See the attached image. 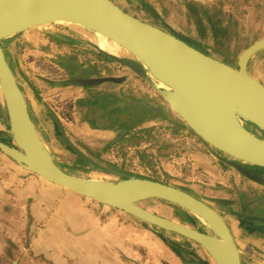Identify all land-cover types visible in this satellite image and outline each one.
<instances>
[{"label":"water","instance_id":"water-1","mask_svg":"<svg viewBox=\"0 0 264 264\" xmlns=\"http://www.w3.org/2000/svg\"><path fill=\"white\" fill-rule=\"evenodd\" d=\"M61 25L103 34L128 54L132 59L106 53L115 63L141 78L151 74L172 94L166 100L186 128L231 159L230 167L258 185H264V178L242 165L264 169V140L245 125L254 126L264 135V84L249 71L252 59L264 51V39L254 41L238 56L237 65H232L209 56L198 43L128 13L113 0H0V70L11 86L4 98L8 136L0 138V152L24 171L51 185L199 245L216 264H243L240 249L224 217L188 192L144 178L128 181L118 175L124 181H97L74 176L62 170L48 154L8 54L40 30ZM70 82L89 88L118 80L72 79ZM53 120L59 142L86 164L113 174L76 148L60 120L55 116ZM119 121L129 122L130 116ZM150 200L173 203L189 211L202 219L210 232L150 212L142 205ZM213 202L226 203L221 199ZM244 220L264 223V219L257 217Z\"/></svg>","mask_w":264,"mask_h":264},{"label":"rangeland","instance_id":"rangeland-1","mask_svg":"<svg viewBox=\"0 0 264 264\" xmlns=\"http://www.w3.org/2000/svg\"><path fill=\"white\" fill-rule=\"evenodd\" d=\"M113 1L130 14L147 23L168 31L180 32L181 35L189 39L194 40V38L200 37V34L203 35L202 37L206 35V37H208L204 38L206 39V45L212 48V54L215 56L224 54L228 56L229 59L233 57L235 59V57L245 50L244 47L250 45L252 41L264 39V0ZM153 13H155L158 18H155ZM213 29L220 30V32L227 30L231 38L222 37L219 34L212 35ZM51 33L52 32H43V30L39 31L32 35L31 39L28 37L29 39L22 40L18 47L8 54L12 68L17 73V77H19L22 89L32 98V120L40 131V137L48 154L62 170L74 176L97 181H120L116 176L108 175L86 164L78 158L72 149L59 142L57 138V128L51 121L38 124L39 122H37L36 119L38 115L42 114V110L38 107L37 100L40 99L44 102L45 99L46 103H49L50 100V98L44 97V94L49 91L50 87L48 84L41 82L40 77H44L48 80H58L57 82H59V78L62 76V72L59 70L61 61H63L61 60V56H64L66 58H74V61L76 63L79 62L82 67L89 64L90 66H100L102 70L104 68V70L100 72L101 77L123 78V83H126V85L122 87L123 91L135 97L147 94L149 82L156 84L160 88L161 84L151 74L148 75V82H146L145 79L132 73L127 68L118 65L114 61L109 64L100 61V58L96 54L99 50L94 47L96 44L92 43L91 39L89 40V38L95 39L97 37V34L93 32L80 30L66 33L62 29L57 28V30L53 32V35ZM120 51V55L116 57L121 59H132L124 51ZM57 67H59V69ZM105 71H107L108 74H106ZM249 71L252 73L250 68ZM164 89L166 90V88ZM42 94L43 98L41 97ZM4 98V91L0 86V100L5 106ZM94 102H90L91 107L93 106L91 116H96V105ZM5 110H2L0 107L1 139H6L8 136V120L6 114H3ZM133 112L134 108L132 109L129 107V109L126 110V114L128 115H132ZM94 121L99 123L96 118ZM132 124L133 123L130 121L126 123L119 121L115 125L120 128H122V126L127 127L124 131L127 132L130 130L129 128H131V126H134ZM82 125L83 124L78 123L76 129L72 128V125L68 127L63 125V127L72 144L105 170L121 174L128 179V181L131 180V178H144L162 182L188 192L198 200H201L210 207L223 213L227 218L229 217L230 225L238 238L241 250H245L243 251L246 256L245 260L249 261L248 258L252 256L248 250H251V252L254 251L255 254L261 253L259 248L264 247V235L254 231L252 226L246 223H240L237 218L232 216L239 215L240 212H242L241 203L243 205L244 202H251V205H253L255 204L253 203L255 200L257 201L262 198L260 195L264 192V187L250 181L245 182V179L234 168L221 166V164L218 163L219 160L217 156L224 160L227 159L205 144L195 134L189 131L185 136V140H183V138H170V132H166L164 129H157V132L154 134L156 139L154 140V147L153 142H151L150 145L142 144V146L140 144L141 146L138 149L145 154L138 155L136 154V149L132 147V141H130L132 137H125V133L121 134L120 138L118 137L119 140L117 139V142L109 144L111 140H114L112 137H99L93 132L88 136L84 131H81V129H77ZM247 126L252 133L264 140L263 133L257 128L249 124ZM141 127L147 129L152 127V123H146ZM157 127L160 126L157 125ZM137 130V127L132 129V131ZM146 139L147 138L144 137L145 142H147ZM166 140H168V142ZM141 148L146 149L142 151ZM22 173L29 177L36 178V180H40L39 185H36V182H28V179L22 176V192H26L28 200L25 206L24 204L22 205V211L25 213L27 210L29 213H34L35 210H42V207L41 209L39 208L41 206L40 204H35L34 197H38L39 194L54 195L55 193L49 194L43 192V190H48L49 186L52 185L23 169ZM57 189L59 196L62 194L75 196V225L78 228L82 226V222L78 224V221L81 219L83 211L86 212L87 209L91 212L90 218L92 226L98 222V216H100L98 211L100 210L120 213L117 210L92 202L60 187H57ZM35 190L40 193L37 192L34 194ZM22 197H24V193H22ZM213 199L227 200L233 202V205H218L212 202ZM81 202H84L85 208ZM53 205L55 206V204ZM65 205L66 203L64 205L62 204V206L59 204L57 209L63 210L65 209ZM142 205L145 209L158 216L165 217L204 232H210L202 219L183 208L178 209L176 207L177 205L173 203L161 200H150ZM122 215L128 220H126L127 225L138 227L137 230H139V234L137 237L141 241L140 244L145 243L149 246L148 248L137 247L134 252V257L136 258L135 264H216L208 253L199 245L178 235L146 225L124 213ZM107 222L108 220L104 219L101 225H105ZM28 224H30V227H28L27 234L31 239L28 243L25 241V238H22V241H25L22 242V246L27 244L28 249H34L40 227H36L29 222L26 223V226ZM97 226L100 225L97 224ZM24 227L25 226H23V228ZM127 227L129 226H125L124 228L132 230ZM75 242V244H82L81 237L75 238ZM39 244L40 243H38V245ZM54 244H56V242ZM155 244L164 245L166 247L165 251L151 249V247H155ZM42 245L44 255H49V250L45 248L44 244ZM29 252H32L34 255L32 250ZM55 254L59 257V262L56 260V264L86 263V260L82 257L81 250H74L72 252L70 250L58 248ZM98 256V251L91 253V258H97ZM29 257L31 259V255ZM85 257L89 258L86 252ZM42 258L44 262H39V264L54 263L53 261L46 260L45 257ZM35 260L36 258L30 261L32 264H36ZM89 260L90 264H95L92 259ZM123 261H126L125 256H123Z\"/></svg>","mask_w":264,"mask_h":264},{"label":"crops","instance_id":"crops-1","mask_svg":"<svg viewBox=\"0 0 264 264\" xmlns=\"http://www.w3.org/2000/svg\"><path fill=\"white\" fill-rule=\"evenodd\" d=\"M226 37L228 38V36ZM229 38H231V36H229ZM253 42L254 41H252L250 45ZM250 45L244 47L245 50ZM249 67L250 70H252L251 74L264 84V51L260 52L252 59ZM56 94H58V92H56ZM56 94L53 91L49 93V96L45 94L46 98H50L47 104L58 113L65 127L72 125V128L76 129L79 122L70 118V110L73 107L68 103L69 98L66 96L65 92H62L61 97H58ZM0 107L2 110L6 109L2 101L0 102ZM3 114H6L7 117L6 110ZM77 129H81V131H90L85 125ZM86 135L90 136L91 134L87 133ZM98 136L108 137V134H98ZM22 176L27 178L28 182H36V185H39L40 180L23 174L22 167L0 152V264H32L31 261H33L34 258H36V264H39V262H44L42 257L56 264V260L59 262V257L55 254L58 248L70 250L72 252L74 250H81L82 257L86 260L85 264H90L89 259H92L95 264H135L136 258L134 257V252L137 247H149L145 243L140 244L141 241L137 237L139 234V230H137L138 227L127 225L128 220L125 219L122 212L117 213L112 211L109 212L108 210H100L98 211L100 215L98 216V222L92 226L90 218L91 212L87 209L86 212L83 211V215L78 221V224L82 222L81 228H78L75 225V196L67 194L59 196L57 186H49L48 190H46L47 192L43 190L44 193H55L52 196L48 194H39L38 197H34L35 204H40L41 206L38 207L40 209L42 207V210H35L34 213H29L26 210L24 213L22 211V205L24 204L25 206L28 200L26 192H22ZM37 192L39 191L35 190L34 194ZM22 193H24V197H22ZM65 203V209H57L59 204L62 206V204L64 205ZM81 203L84 207V202ZM53 204H55V206ZM104 219H107L108 222L105 225H101ZM28 222L36 227H40L34 249H28L27 244L22 246V242L26 241L29 243L31 239L27 234L28 227H30V224L26 226ZM97 224L100 226H97ZM22 225L25 227L23 228ZM125 226H129L127 228L132 230H127L124 228ZM79 237H81L82 244H75V238ZM22 238H25V241H22ZM55 242L56 244H54ZM38 243L40 244L38 245ZM42 244L49 250V255H44ZM165 248L166 247L161 244H155L154 248L151 247V249H160L162 251H165ZM30 250L34 252V255L32 252H29ZM259 250L261 251L260 254H255L254 251L251 252V250H248L252 255L248 258V260L251 261L249 262L245 260L246 256L243 252L245 250L240 249L244 260L243 264H264V247L259 248ZM96 251L99 252V256L97 258H91V253ZM85 252L89 258L85 257ZM30 255L31 259L29 257ZM123 256L126 257L125 262L123 261Z\"/></svg>","mask_w":264,"mask_h":264},{"label":"flooded vegetation","instance_id":"flooded-vegetation-1","mask_svg":"<svg viewBox=\"0 0 264 264\" xmlns=\"http://www.w3.org/2000/svg\"><path fill=\"white\" fill-rule=\"evenodd\" d=\"M172 32H174V31H172ZM211 32H212V30H211ZM174 33L180 37L187 38L186 36L181 35L180 32L179 33L174 32ZM213 34H219L222 37L223 36L229 37L227 30L220 32V30L218 31L217 29H213L212 35ZM202 36L203 35L200 34V37L194 38V40L193 39H190V40L198 43L200 45V47L203 48L208 53L209 56H211V57H213L219 61H222L224 63H227V64L237 65L238 56L235 57V59H234V57L229 59V57L224 55V54L223 55L222 54L217 55L218 57L215 56L214 54H212V48H210L209 46L206 45V39H204V38H208V37H206V35L204 37H202ZM187 39H189V38H187ZM96 54L100 58V61H103L106 64L108 63L101 56L103 54L107 55L106 53L99 50V52ZM61 60H63V61H61V66L59 65L60 69H59V67H57V68L59 70H61L60 72H62L63 77L60 76L59 82H57L58 80H48L44 77H40V80H41V82L48 84V86L50 87L49 91L45 93L48 96H49V93H51L52 91L55 92V94H56V92H58V94H56L58 97H61L62 92H65L66 96L69 98L68 103H70V105L73 107L70 110V118H72V120L78 121L79 123L87 126L90 129V131L88 130L89 132L83 130L85 134H87V133L92 134V132L96 133L97 135L98 134H105V135L108 134V137H112L114 139V140H111L109 142V144H114L115 142H117L116 140L117 139L119 140L120 135L123 133H125V137L130 138V136L133 135L134 133H137V131H132V129L129 128L130 131L124 132L125 128H127V127L122 126V128H120L117 125H115L116 123H118L120 118L128 116V114H126V110L129 109V107H130L132 109L134 108L133 114L129 115L130 116V122L133 123L132 125L136 126L138 128V130L145 129V128L141 127V126H144V124L152 123V127L147 128V129L151 130V132H149L150 135L146 139L147 142L142 143V144H149L150 145V143L153 142V147H154V145H155L154 140H156L154 137V134L157 132V129H159V130L164 129V130H166V132H170V138H176V139L177 138H180V139L183 138V140H185V138H186L185 136H186V134H188L189 130L186 128L184 123L181 121V119L178 117V115L171 108L170 104L167 102L166 99L170 98L171 96L166 94V92L168 90L167 89L165 90L164 86L161 83H160L161 84V88H160L156 84H152L149 82L148 90L146 92L147 94L141 95L139 97L138 96L135 97V96L129 95L123 91L122 87H123V85L124 86L126 85V83H123L124 82L123 78H122L123 79L122 80L121 78L119 79V78H115V77H101L100 72L103 71L104 68L102 70V68H100V66H96V65L90 66L89 64L82 67L79 64V62L76 63L74 61V58H72V57L66 58L64 56H61ZM105 73L108 74L107 71H105ZM65 77H67V78H65ZM102 78H114V79L118 80V82L98 84V85H95L94 87H89V88L88 87L82 88V87L77 86L75 84H72L70 82L72 79L73 80L74 79L98 80V79H102ZM143 79H145V81L148 82L147 81L148 77L143 78ZM164 91H166V92L164 93ZM24 92H25V94L29 100L31 111H33L32 107H31V105H32L31 99L32 98H30L29 95H27V92L25 90H24ZM77 92H79V93H77ZM155 92H156V94H155ZM45 94H44V97H45ZM68 94H70V95H68ZM41 97L43 98V94L41 95ZM91 101H93V102L96 101V102H94L96 105V112H95L96 116H91V110H93V106L91 107V104H90ZM37 102H38L37 103L38 107L41 108V110H42V114L38 115L37 116L38 118L36 119L37 122H39L38 124H40L42 122L46 123V122H50V121H51V123L54 124L53 116H55L56 118H58L60 120L58 113L56 111H54V109H52L45 102V99H44L45 103L42 102L40 99L37 100ZM95 118L98 119L99 123L94 121ZM117 118H118V120H117ZM142 119L144 121L146 120L147 122L142 123ZM60 122L62 123L61 120H60ZM106 123L109 124L110 128H115L116 130L102 129L101 126H103ZM101 124H103V125H101ZM157 125L160 127H157ZM245 125L248 128V126H247L248 124L245 123ZM54 126H55V124H54ZM37 130H38V128H37ZM248 130L250 131L249 128H248ZM38 132L40 134L39 130H38ZM166 141L168 142V140H166ZM139 147H134V149H136V154L144 155L145 153L141 152L138 149ZM173 147H175V146H173ZM141 149H142V151H145L144 149H146V148H141ZM222 157H224L227 160H224V159L219 158L217 156L218 160L220 161V162L218 161V163H220L221 166H223L222 163L225 164V166H223V167H230L229 163L233 162V161L231 159L225 157V156H222ZM242 166L245 168H248V170H250V172H252L253 174H256V175L264 178V174H263L264 169L250 167V166H247L244 164ZM257 170H259V171H257ZM110 172H113V171H110ZM108 175H111V176L113 175V176H116L117 178H119L118 175H121V174H117L116 172H113V174H108ZM121 176H123V175H121ZM243 178L245 179L244 180L245 182L249 181L247 178H245V177H243ZM131 179H133V178H131ZM124 180H128V179H126L124 177ZM124 180L120 179V181H124ZM259 186L264 187V185H259ZM260 196H262V198H260L257 201L255 200L253 202L255 204H253V205H251V202L250 203L244 202L243 205L241 203L242 212H240L239 215H235V216L231 215V216L237 218V220H239L240 223H246L249 226H252L254 231L260 232V234L264 235V223H262V222L248 223L244 220L247 217H257V218L264 219V192H262V195H260ZM213 200H212V202H213ZM221 200H223V199H221ZM225 201H226V203H224V204L217 203V202H214V203L218 204V205H226V204H228L229 206L233 205V202H230L227 200H225ZM214 210H216V209H214ZM216 211L219 212L218 210H216ZM219 213H220V215H222L224 217V219L228 223V225H229V227H230V229H231V231L235 237L236 243H237L239 249H241L238 238L236 237V235L233 231V228L230 225L229 217L227 218L226 215H224L223 213H221V212H219ZM252 227H251V229H252ZM241 256H242V254H241ZM242 260H243V258H242Z\"/></svg>","mask_w":264,"mask_h":264},{"label":"bare ground","instance_id":"bare-ground-1","mask_svg":"<svg viewBox=\"0 0 264 264\" xmlns=\"http://www.w3.org/2000/svg\"><path fill=\"white\" fill-rule=\"evenodd\" d=\"M57 28L62 29L63 31H65L66 33H70V32H76V31H80V30H84V28L79 27V26H70V25H61L59 27H47L42 29L43 32H52L51 34L53 35V32L57 30ZM40 30V31H42ZM30 39L32 38L31 36L29 37ZM28 38V39H29ZM27 39V38H26ZM92 40V43H95L96 46L103 52L105 53H109L112 56H118L120 55V49L118 46L114 45L113 43H111L110 41H108L106 39V37L103 34H98L97 37L95 39L93 38H89V40ZM0 86L3 89L4 96L10 92L11 86L10 83L8 82V80L6 79L4 73L0 70ZM166 91H164L165 93ZM166 94H168L169 96L172 97V94L170 92H166ZM203 250H205L203 248ZM206 251V250H205ZM207 252V251H206ZM208 253V252H207ZM209 255V254H208ZM210 256V255H209ZM211 257V256H210ZM212 259V257H211ZM213 260V259H212ZM214 261V260H213Z\"/></svg>","mask_w":264,"mask_h":264},{"label":"trees","instance_id":"trees-1","mask_svg":"<svg viewBox=\"0 0 264 264\" xmlns=\"http://www.w3.org/2000/svg\"><path fill=\"white\" fill-rule=\"evenodd\" d=\"M108 63H113V60L108 56V55H101ZM147 122L146 120L144 121L142 119V123ZM136 126H132L130 129H134ZM102 129H111V130H116L115 128H110L109 124H104L103 126H101ZM130 131V130H129ZM149 132H151L150 129H142V130H137V133H134L133 135H131L130 137H132V139H130V141H132V147H139L140 144H142L143 142H145L144 137H148L150 134ZM145 135V136H144ZM178 209H182L178 206H176Z\"/></svg>","mask_w":264,"mask_h":264}]
</instances>
